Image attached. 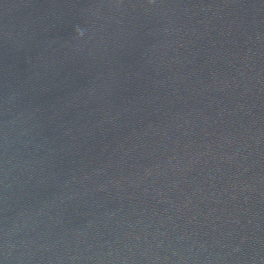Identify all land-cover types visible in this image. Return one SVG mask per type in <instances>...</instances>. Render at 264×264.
Returning a JSON list of instances; mask_svg holds the SVG:
<instances>
[{
    "label": "water",
    "instance_id": "obj_1",
    "mask_svg": "<svg viewBox=\"0 0 264 264\" xmlns=\"http://www.w3.org/2000/svg\"><path fill=\"white\" fill-rule=\"evenodd\" d=\"M264 167V0H0V264H234Z\"/></svg>",
    "mask_w": 264,
    "mask_h": 264
}]
</instances>
